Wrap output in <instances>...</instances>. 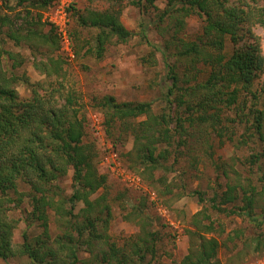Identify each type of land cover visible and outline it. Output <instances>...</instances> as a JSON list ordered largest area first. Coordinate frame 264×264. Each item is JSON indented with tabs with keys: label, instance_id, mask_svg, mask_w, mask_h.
Returning a JSON list of instances; mask_svg holds the SVG:
<instances>
[{
	"label": "trees",
	"instance_id": "16d2710c",
	"mask_svg": "<svg viewBox=\"0 0 264 264\" xmlns=\"http://www.w3.org/2000/svg\"><path fill=\"white\" fill-rule=\"evenodd\" d=\"M1 1L8 12L0 5V260L20 257L28 258L32 264H80V253L87 250L97 264H146L156 255L160 238L143 209L131 212L139 227L135 236L123 246L110 241L113 214L108 177L99 174L93 150L84 143L86 121L80 112L83 105L65 85L66 61L57 55L60 37L53 26L43 30L47 23L42 13L58 0H19L21 11L7 5V0ZM105 1L112 7L82 14L74 3L69 5L68 26L72 18L77 23V28L69 29L77 57L87 48V55L103 59L113 39L124 43L133 36L121 22L122 5L142 7L144 1L153 5V0ZM195 15L203 21L202 33L195 41H187L180 35L187 27V19ZM158 18L160 24L167 22V26L158 27L163 43L156 47L168 70L170 84L164 96L167 104L155 113L151 102H118L113 96L103 97L98 108L108 138L116 145L132 137V149L127 154L129 168L153 177L161 170L170 173L167 163L180 151H195L199 137L196 140V132L190 129H199V121L218 122L225 108L234 109L239 125L249 133L247 140L255 144L247 162L263 169L264 107L259 106L264 95V79L260 81L264 76V56L254 27L264 30V0H167ZM82 30L96 34L92 40L82 39ZM7 40L19 48L28 45L34 52L33 66L45 80L33 82L25 72L7 75V60L13 61L14 69L22 65L19 55L6 49ZM228 40L232 44L229 55ZM41 48L44 53L39 54ZM171 58L177 61L170 62ZM183 62L186 72L182 76L178 68ZM198 64L209 67L210 72L205 80L191 84ZM256 82L259 85L255 90ZM16 84L26 88V98L20 97ZM190 160L191 166L198 162L197 156ZM69 169L73 170L74 186L72 194L66 195L56 182ZM22 184L29 188L28 192L19 191ZM163 185L166 191H173L171 184ZM226 188L213 198L214 208L226 212L222 206L240 201L242 206L236 207V213L251 218L258 195H264V191H258L240 175ZM199 201L204 200L200 197ZM25 202L30 210L22 209ZM80 202L84 207L75 213ZM15 209L23 211L22 221L27 226L19 246L13 245L14 230L20 223L10 216ZM50 212L54 213L57 236L51 234ZM202 214L198 212L193 218L194 230L188 232L189 253L181 264H220L217 256L221 244L207 236L214 227L199 221ZM130 218L129 213L126 219ZM32 228L40 234L30 236L28 229ZM104 246L106 249H100Z\"/></svg>",
	"mask_w": 264,
	"mask_h": 264
},
{
	"label": "rangeland",
	"instance_id": "374dc122",
	"mask_svg": "<svg viewBox=\"0 0 264 264\" xmlns=\"http://www.w3.org/2000/svg\"><path fill=\"white\" fill-rule=\"evenodd\" d=\"M18 2L19 0H7V5L17 7L18 11H21L23 8L18 6ZM71 3L75 4L80 14L86 10L104 11L112 7V3L105 0L94 2L71 0ZM143 3L145 5L142 7L131 4L121 6V22L128 31L133 33V36L124 43L113 39V42L107 46L103 59L98 60L92 55H87V48L77 57L75 46H71L73 50L70 53L66 45H62L61 42L60 50L57 52V55L66 61L65 85L67 89L75 92L83 105L80 112L81 117L83 116L86 121L84 143L89 144L93 150L94 163L99 174L108 177L109 205L113 214L108 231L110 241L123 246L135 236L139 232V227L131 212L134 208L143 209L144 215L149 217L152 228L158 232L160 238L156 255L150 257L146 264H181L189 253L188 232L193 229V218L198 212H203L199 216V221L203 224L211 223L214 227V232L207 236L215 237L221 244L217 256L220 264H264V222L262 220L264 195H258V204L251 218L236 213L238 212L236 207L242 206L240 201L222 206L226 208V212H218L212 201L215 195L222 194L227 189V183L233 181L238 175L243 181H251L258 191H264V168L259 169L258 166H251L247 162L255 144L250 139L247 140L250 137L249 133L244 126L239 125L234 109L225 108L220 113L218 122L210 120L207 124H203L199 121V129L195 127L190 129L191 132L192 130L196 132V140L199 137V144L196 142L195 151L192 153L186 150L180 151L167 163V166L171 168L170 173L161 170L157 171L153 177H149L145 172V175H142L129 168L127 154L132 149V137L127 136L126 142H118L115 145L105 132L104 118L98 108L99 100L105 96H113L118 102H151L155 113L160 112L167 104L164 96L170 84L167 81L168 70L162 52L156 49L163 43L162 32L158 27L167 26V22L158 23V14L166 8L167 0H153V5L146 4L145 1ZM4 4L0 0V5L5 7ZM53 7L54 5L42 13L43 22L48 24L43 29L45 32L51 26L48 19ZM5 11L8 12L7 8ZM202 27V19L197 15L192 16L187 19V27L180 37L187 41H195L201 35ZM71 28H77L73 18L69 26V29ZM82 31V39L92 40L96 34L94 31ZM142 31L146 34L142 35ZM254 34L260 41L264 56V30L256 26ZM231 45V41L228 40L226 51L228 55L232 50ZM6 49L19 55L22 64L14 69L13 61L7 60L4 69L8 76L11 74L20 76L25 72L33 82L45 80L33 66L34 52L28 48V45L19 48L7 40ZM40 53H44L43 48ZM175 60L176 58H171L170 62ZM184 66L183 62V66L178 68L182 76L186 72ZM196 70L197 76L193 78L191 84L205 80L210 72L209 67L199 64ZM263 79L264 76L260 81L263 82ZM258 83H255V90ZM14 88L21 98L28 96L23 85L16 84ZM172 99L174 100V97ZM260 102L259 107H264V95ZM182 110L180 109V114ZM174 114L172 112L173 117ZM182 115L186 116L183 113ZM245 140L247 144H244ZM193 156H197L198 160L195 166H191L190 162ZM162 181L164 184H171L170 188L173 191H166ZM56 184L64 190L66 195H71L74 186L73 170L69 169L68 174L59 178ZM19 191L28 192L29 188L22 184ZM101 193L102 191L92 198ZM200 197L204 200L202 203L199 201ZM77 206L75 213L84 207V203L80 202ZM23 208L30 210L27 202L23 203ZM129 213L131 218L127 220ZM10 216L20 220L13 235V245L19 246L23 242V232L27 227L22 221L24 214L21 209H15L10 212ZM50 218L51 234L57 236L58 229L53 212H50ZM28 233L32 237L40 234L39 230L34 228L28 229ZM100 249H106V247ZM79 257L80 264H97L93 255L87 250H82ZM0 264L32 263L28 258L16 257L6 262L0 260Z\"/></svg>",
	"mask_w": 264,
	"mask_h": 264
},
{
	"label": "built area",
	"instance_id": "2783aa9c",
	"mask_svg": "<svg viewBox=\"0 0 264 264\" xmlns=\"http://www.w3.org/2000/svg\"><path fill=\"white\" fill-rule=\"evenodd\" d=\"M70 3L71 0H58L55 2L54 7L52 8V13L49 14L50 17L48 22L55 28L58 36L60 37L62 45H66V47L69 49V52L71 53L72 41L69 36V14L67 12Z\"/></svg>",
	"mask_w": 264,
	"mask_h": 264
}]
</instances>
